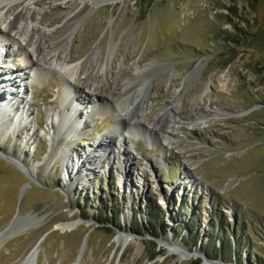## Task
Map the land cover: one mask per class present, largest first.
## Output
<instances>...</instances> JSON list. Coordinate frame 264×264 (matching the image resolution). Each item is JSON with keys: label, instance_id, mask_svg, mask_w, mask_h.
Wrapping results in <instances>:
<instances>
[{"label": "rangeland", "instance_id": "1", "mask_svg": "<svg viewBox=\"0 0 264 264\" xmlns=\"http://www.w3.org/2000/svg\"><path fill=\"white\" fill-rule=\"evenodd\" d=\"M25 7L42 20L44 53L61 57L44 58L52 69L34 80L18 78L16 108L0 93V264L36 247L32 264H264V0H5L0 18ZM1 41L0 54H12L0 70L28 75L22 41ZM124 60L132 80L139 67L155 73L139 135L119 154L113 127L135 104L91 113L89 98L114 84ZM69 95L86 100L71 136L55 115ZM172 112L186 123L171 144L146 132ZM119 234L134 239L118 243Z\"/></svg>", "mask_w": 264, "mask_h": 264}, {"label": "bare ground", "instance_id": "2", "mask_svg": "<svg viewBox=\"0 0 264 264\" xmlns=\"http://www.w3.org/2000/svg\"><path fill=\"white\" fill-rule=\"evenodd\" d=\"M109 1H112V0H92L94 4L95 3L100 4V3H105ZM4 4H5V0H0V9H2ZM10 9L11 8H8L7 12H9ZM27 11H30L29 16H26ZM36 11H37L36 9H30L28 7H25L21 9L19 12L12 13V16L9 18V20L8 19L2 20V16L0 18V40L2 39L1 42H3L1 43L2 44L1 46L6 45V43H4L5 41L15 43V42H19L18 39L21 40L22 44H24L23 51L26 52L28 56V59L25 60V62L28 65V68H30V73L28 75L25 71L24 72L19 71L18 73H16L15 70H13L11 71V73L9 72L10 73L9 75V73L7 74L5 69L0 70V93H3V95L2 94L1 95L3 96L4 99L8 98L6 102L8 101L11 103V108L12 106L16 108L17 103L14 98L18 96L17 100L20 101L19 96H21L22 91L24 89L20 87L19 88L15 87L17 85L18 78H21V81H24V82L27 81L26 79L34 80L37 78L36 75H41L43 72L50 71L52 69V68L50 69V67H48L45 64L47 61H45L44 58L47 60L48 57L51 55V53L58 56L56 58L61 57L60 53L58 52V49H54V51L51 50L52 52H49V53H44L46 50L45 47L47 45V41L44 42L41 38L38 37V34L40 32V23L42 22V20L41 21L37 20ZM23 19H27V21L23 23ZM67 31H70V28H68ZM3 52L1 54L4 57L10 58L12 54L10 49H6L5 54H3ZM125 61L126 60L123 61L118 75L114 77V81H113L114 84H111L110 86H107L106 88H102L101 91L94 90L92 92V96L89 98V101L92 99V97L96 98V101H95L96 103L90 106L92 109L91 113H101L103 112L105 108H112L114 106L116 107V104L117 103L119 104L122 101V98H125L132 105L135 104L132 112L131 111L124 112L125 111L124 108L126 107L123 108L124 110L120 114L121 116L119 118L120 120L113 127V130H115V132H119L123 136V139L118 140L119 146L117 147L119 148L118 149L119 154H121V152L126 153V151L128 153V150H126V148L123 147V144L128 143L130 145H133L135 136L139 135V134H136V131L137 133L138 131H140L141 121L138 120V118L136 119L135 116H137L138 114H142L144 112L147 99L150 98V93L154 86L153 85L154 82H153V79H151V77H153L155 73V72H152L151 70L150 71L148 70L147 72L144 71L145 73L142 74L141 72L143 71V69L139 67L137 75L134 77L135 80H132L131 78H128L126 76L128 74L126 73V68H125L126 62ZM56 62H55V65L57 67H60L61 69H64V70L68 69L66 66H64L63 62L60 61L59 63L58 60ZM50 65H53V64H50ZM109 65H112V61L109 63ZM141 75H143L144 78ZM140 77L143 79L141 81L140 80L138 81ZM147 80H150V82L147 83L146 82ZM70 82L71 81L69 82L67 81V83H70ZM82 85L84 86L85 82ZM8 86H11V91L9 94H7V91H6L8 90V88L4 89V87H8ZM144 86L146 88L145 91L143 92L140 91L142 87ZM83 100L84 99L80 100L78 96L75 99L74 96L69 95L66 101V106L63 108V113H61L63 115H61L60 113L55 114L59 118L58 126L60 125L61 126L65 125V127L68 126L66 133H64L68 136L69 135L71 136L72 134H76V129L77 127H79V124H81L80 120L78 119V109L77 108H78V105L84 104L86 102V100L84 101ZM20 107L26 112H29V108L27 104L24 102V100H21L17 108H20ZM216 110H215V113L219 115L229 113V112H226V110L222 112L223 111L222 109H220L219 111H216ZM11 111L13 110L11 109ZM165 113L161 114L160 116H157L156 122L150 123L152 126H148L147 127L148 129L146 130V132H149L150 135L152 136L151 131L154 130L157 132L158 130L161 137L164 138L165 141H169V144H171L172 138H174L173 136H175V134H178V130L181 129L182 124L186 123L185 121L186 118H183L182 115H177L175 112H172L171 115H168ZM9 115H11V112H9ZM55 115H52V117ZM196 123H199V122L197 121ZM51 124H52L53 133L60 134L61 129L60 127L55 125L54 119L51 121ZM193 128H195V126ZM107 138H110L109 144H111V142L114 141L112 133L109 134ZM104 142L105 141L103 142L99 141V143L95 144L94 145L95 150L97 149L101 151L104 150V152H106V150L108 149L110 145ZM101 151H96L94 155L97 154L99 159H101V157L102 159H104L106 154L105 153L102 154ZM110 153H112V151ZM12 162L14 163L13 160ZM78 164H80L81 166L91 165L90 160L89 161L79 160ZM69 167L70 166L68 167L66 166L67 170L69 172L71 171V173H74L75 168L74 167L69 168ZM26 172L29 176H32V173H31L32 169L30 170V168H27ZM81 176L83 175L81 172H79L77 173L76 177L81 178ZM14 224L15 223H13L7 231H13L14 229H16ZM75 226H77V223H66V224H62L61 228L62 229H73ZM116 239L118 243L126 244V243H130L134 239V237H130V235L128 234H119ZM183 247L184 246L182 245L181 242H173V243L172 241L170 242V249L173 251V254L174 253L177 254L179 261L184 260L185 257L187 256V254H185L184 252ZM38 250L39 249L36 247L20 262V264H32L34 261H36L38 257ZM209 264H215V263L210 262Z\"/></svg>", "mask_w": 264, "mask_h": 264}, {"label": "water", "instance_id": "3", "mask_svg": "<svg viewBox=\"0 0 264 264\" xmlns=\"http://www.w3.org/2000/svg\"><path fill=\"white\" fill-rule=\"evenodd\" d=\"M86 242H84V244H85ZM84 246V245H83Z\"/></svg>", "mask_w": 264, "mask_h": 264}]
</instances>
